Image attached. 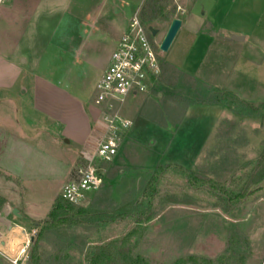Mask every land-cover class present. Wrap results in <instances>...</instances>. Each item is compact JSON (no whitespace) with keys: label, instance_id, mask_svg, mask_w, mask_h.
<instances>
[{"label":"rangeland","instance_id":"obj_1","mask_svg":"<svg viewBox=\"0 0 264 264\" xmlns=\"http://www.w3.org/2000/svg\"><path fill=\"white\" fill-rule=\"evenodd\" d=\"M8 1L0 3V21ZM66 1L43 4L44 18L33 17L29 33L22 40L17 41L16 36L9 40L0 37V51L8 54L5 46H11L14 52L9 54L23 66L22 79L68 81L71 91H86L91 97L98 66H102V57L106 59L112 54L114 37L101 39L73 18L100 16L102 0H69L68 9ZM110 2V14L116 10L119 17L131 18L143 0ZM168 8H175L173 19L182 24L166 53L158 47L170 22L156 21L150 25L158 30L151 42L161 61V74L151 91L154 95L145 93L133 98L135 112L152 118L159 114L176 116L190 103L213 100L210 93L217 91L224 96L221 108L233 120L229 126L228 121L225 126H218L213 146L204 149L199 166L189 179L177 174L162 178L152 204L153 214H160L159 218L141 226L129 220L107 228L84 226L67 230L73 241L63 246L55 242V236L44 233L34 254L42 262L59 257L87 264L93 249L126 245L133 251L132 258L142 264H264V184L253 188L233 211L211 194L214 185H236L235 192L242 190L246 166L258 160L264 151V0H170ZM233 36L244 40L231 41ZM88 56L97 59L98 66L87 69L84 61ZM77 81L80 87L75 84ZM157 95L162 100L158 101ZM226 127L232 132L222 139L220 133ZM55 151L67 157L72 154L70 150ZM37 186L39 199L23 202L24 210L30 218L43 219L62 185L50 180ZM145 188L139 194L140 201L148 199L150 188ZM169 197L176 202L188 199L192 204H174L172 210L163 206L164 198ZM165 223L177 230L163 231L161 225ZM29 234L39 239L38 229ZM9 238L13 250L6 254L0 251V264H27L33 242L29 237L20 243Z\"/></svg>","mask_w":264,"mask_h":264},{"label":"crops","instance_id":"obj_2","mask_svg":"<svg viewBox=\"0 0 264 264\" xmlns=\"http://www.w3.org/2000/svg\"><path fill=\"white\" fill-rule=\"evenodd\" d=\"M50 1L9 0L0 21L1 39L9 40L16 36L19 41L26 37L33 17H43V4L49 6ZM100 4L104 6L100 16L93 19L91 16L73 18L80 24H86V28L99 34L101 39L114 37V50L130 18L119 17L116 10L110 14V0H102ZM66 7H70L69 0ZM86 19L90 21L86 23ZM5 48L9 53L14 52L10 45ZM9 53L3 49L0 51V198L5 202L0 211V251L4 254L13 250L9 237L19 243L28 237L33 241L29 232L37 230L34 222L47 217L30 218L24 210L23 202L39 199L40 188L37 185L50 180L59 181L62 190L65 184L78 180L79 171L94 151L96 135L93 129L99 115L92 104L95 84L90 97L86 91H71L68 81L22 79L23 66ZM110 56L108 54L106 59L102 57L99 64L102 66H98L97 59L85 58L87 69L94 64L99 67L96 82L108 67ZM75 84L80 87V81ZM151 91L148 93L154 95ZM136 97H129L122 107L121 116L130 120L132 126L122 136L114 160L105 166L101 164L104 170L101 187L88 193L77 205H83V209L92 213L111 212L128 202L139 200L144 186L161 184L162 178L171 174L180 176V170L192 174L199 166L204 149L213 146L218 126L224 125L225 121L229 126L233 120V116L220 106L197 104L186 107L176 116H161L158 113L152 118V115L135 112L133 98ZM155 97L158 101L162 100L160 95ZM228 130L230 128L226 127L220 133L222 139L232 132ZM55 149L70 150L71 157L58 154ZM7 207L17 210L18 216ZM167 208L175 210V206ZM159 216L156 213L152 219L156 220ZM162 227L167 232L177 230L176 226L171 229V224L165 223Z\"/></svg>","mask_w":264,"mask_h":264},{"label":"built area","instance_id":"obj_3","mask_svg":"<svg viewBox=\"0 0 264 264\" xmlns=\"http://www.w3.org/2000/svg\"><path fill=\"white\" fill-rule=\"evenodd\" d=\"M160 74L155 46L136 13L129 19L108 67L96 82L93 101L99 115L93 129L96 135L94 151L79 171L78 180L63 186L60 198L64 202L80 205L88 193L101 187L104 172L101 164L114 160L122 136L132 126L130 120L121 116L122 107L129 97L150 92Z\"/></svg>","mask_w":264,"mask_h":264},{"label":"trees","instance_id":"obj_4","mask_svg":"<svg viewBox=\"0 0 264 264\" xmlns=\"http://www.w3.org/2000/svg\"><path fill=\"white\" fill-rule=\"evenodd\" d=\"M169 2L170 0H143L137 16L147 30L152 28L150 25L156 21L164 23L172 22L175 8L169 9ZM159 65H161L160 60ZM157 84L158 81L155 85ZM206 91L208 92V90ZM210 94L212 95L210 98L213 100H202L200 102L190 103L187 107L196 104L216 105L221 107L224 99L222 93L215 91ZM210 94L207 96L209 97ZM245 108L250 109V112H252L250 106L248 107L246 105ZM254 116L257 117L258 115ZM102 165L105 166L107 164ZM246 167L247 168L243 173V176L246 178L241 184L243 186L241 187L242 190L235 192L233 188L236 187V185L233 188H231V186L228 187L229 185L224 187L214 185L211 191V194L217 197V201H219L221 205L227 206L229 211H233L241 202V199L250 196L251 192L255 190L253 188L257 186L260 187L264 184V151L258 160L248 164ZM180 172L184 180L189 179L191 176V174L186 171L180 170ZM158 184L159 183L149 186L150 192H148V199L146 201L145 199L143 201L134 200L124 204L114 211L106 213H92L87 209L76 207L75 205L64 202L61 198H57L47 217L44 220L34 222V226L38 229L39 239H33L32 241V252L27 264H75L70 260L64 261L59 257H56L53 260H47L46 262H42L40 258L36 257L34 255L36 254V244L39 241H42L40 237H42L44 233L55 236V242L60 246H63L64 244L70 245L73 241L71 236L67 234V230L82 228L84 226L85 228L86 226H94L96 228L97 226L106 227L109 225L125 223L127 220H133L140 226L147 223L154 217L152 204L158 194ZM164 199L166 202L163 206L192 204L188 199H184L181 202H176L172 197ZM4 205V200L0 198V211ZM128 247H126V245H122L121 247L110 245L105 249H93L87 264H142L139 259L134 260L132 258L133 251ZM232 255H236V253H233Z\"/></svg>","mask_w":264,"mask_h":264},{"label":"water","instance_id":"obj_5","mask_svg":"<svg viewBox=\"0 0 264 264\" xmlns=\"http://www.w3.org/2000/svg\"><path fill=\"white\" fill-rule=\"evenodd\" d=\"M182 22L179 19H173L172 22L170 23L164 38L162 39L158 49L160 52L162 53H166L169 49V47L171 46L173 40L175 39L180 27H181ZM150 35L152 38H155L158 31L152 28L148 29ZM244 38L243 37H238V36H233L231 38V41H235V42H241L243 41ZM7 210H10L9 207L6 208ZM11 213L15 216H18V212L17 210H10Z\"/></svg>","mask_w":264,"mask_h":264}]
</instances>
